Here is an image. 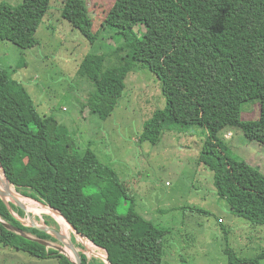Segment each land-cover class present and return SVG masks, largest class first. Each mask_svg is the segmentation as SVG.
I'll use <instances>...</instances> for the list:
<instances>
[{"label":"trees","instance_id":"obj_1","mask_svg":"<svg viewBox=\"0 0 264 264\" xmlns=\"http://www.w3.org/2000/svg\"><path fill=\"white\" fill-rule=\"evenodd\" d=\"M60 1L62 17L92 45L110 33L123 41L111 52L118 65L106 67L110 54L97 52L88 53L80 64L82 76L96 88L88 98L91 113L105 122L123 98L128 75L149 68L161 82L166 107L145 122L140 143L156 145L165 132L182 127L207 128L199 161L214 173L218 195L235 215L264 225V172L232 154L213 131L221 121L264 144V0H115L98 31L86 0ZM51 2L2 3L0 37L24 50L40 45L36 34ZM3 16L10 20L3 24ZM255 101L261 106L259 118L244 120V105ZM74 148L70 129L42 115L27 87L0 67V165L17 192L59 211L107 251L110 264H163L166 231L136 210L116 170ZM72 158L80 164L74 166ZM125 201L130 202L129 212L119 215ZM2 221L47 242L57 241L23 225L0 198V245L74 264L57 250L9 231ZM224 252L230 264L242 262L229 245ZM81 255L84 264H106Z\"/></svg>","mask_w":264,"mask_h":264},{"label":"rangeland","instance_id":"obj_2","mask_svg":"<svg viewBox=\"0 0 264 264\" xmlns=\"http://www.w3.org/2000/svg\"><path fill=\"white\" fill-rule=\"evenodd\" d=\"M22 2L0 0V6L3 3L16 7ZM86 2L94 31H98L115 0ZM62 8V1L52 0L36 34L40 45L34 48L24 50L0 37V67L10 70L13 78L27 87L42 115L53 116L70 129L76 152L86 154V158L90 154L95 162L116 170L136 210L166 231L163 264H230L224 252L227 245L242 260L238 264H264V225H253L235 215L227 200L218 195L214 173L199 161L210 130L182 127L165 132L156 145L140 143L145 122L166 107L161 82L149 68L139 67L128 75L123 98L105 122L91 113L87 103L96 88L87 76H82L80 64L88 53L97 52L110 54L106 67L118 65L119 60L111 52L123 41L110 33L92 45L62 17ZM7 20L10 17H2L3 24ZM139 29L144 30L141 26ZM260 112L259 102L247 103L242 117L255 120ZM213 131L224 139L232 154L264 172V144L248 139L241 129L224 126L221 121L216 122ZM72 159L73 164H80L79 158ZM92 159L89 158L91 165ZM1 186L0 182L4 190ZM10 191L15 192L13 198L25 204L39 225L63 231L64 225L57 216L51 212L36 213V204L18 198L16 188ZM129 209L130 202L125 201L118 214L125 215ZM14 214L29 225L26 214ZM47 220L51 223L47 224ZM66 233L89 259L106 260L104 249L96 246V254L70 228ZM48 243L61 245L59 241ZM0 264H59V260L40 259L0 245Z\"/></svg>","mask_w":264,"mask_h":264},{"label":"water","instance_id":"obj_3","mask_svg":"<svg viewBox=\"0 0 264 264\" xmlns=\"http://www.w3.org/2000/svg\"><path fill=\"white\" fill-rule=\"evenodd\" d=\"M1 169H2V172L5 176V179L6 181L11 184L10 180L8 179V177L6 176L5 174V171L3 170L2 166L0 165ZM12 185V184H11ZM7 191H4L3 189L0 188V198L6 203V205L8 206L9 210L13 213V215L23 224V225H26V222L25 220H23L22 218H19L17 217L15 214H14V210H13V207L12 205L14 206H17L19 209H21L25 214L26 216L28 217L29 219V225L30 227L32 228H35V229H38L39 231L43 232V233H46V234H49L53 237H55L57 239V241L60 242L61 245H50L47 241L45 240H42V239H39L37 237H33L29 234H27L26 232L20 230L19 228L7 223V222H3L4 226L9 230V231H12V232H15L19 235H22L24 237H26L27 239H30V240H34V241H37L43 245H47L48 247L50 248H53L55 250H57L59 253L61 254H64L66 256H68L67 254H65V252L63 251V246H67L70 250H72L73 254H74V258L72 259L71 257H69L73 262L74 264H84L83 263V259H82V255H81V251L76 247V245L74 244V242L72 240H67V237L62 233V231L59 229V228H56V227H51V226H41L38 224V221L36 220V218L34 217L33 214L29 213L27 211V208L25 206V204L20 201L19 199L17 198H13V201H9L7 199ZM41 203V202H40ZM44 206H46L44 203H42ZM51 208V207H50ZM53 209V208H51ZM54 211L60 213L59 211L53 209ZM61 214V213H60ZM62 215V214H61ZM63 216V215H62ZM64 217V216H63ZM65 218V217H64ZM68 222V221H67ZM69 223V222H68ZM69 225L78 233L79 236L81 237H85L83 234L79 233L72 224L69 223ZM107 253V252H106ZM106 264H110L109 260H108V253H107V256H106V260H104Z\"/></svg>","mask_w":264,"mask_h":264},{"label":"bare ground","instance_id":"obj_4","mask_svg":"<svg viewBox=\"0 0 264 264\" xmlns=\"http://www.w3.org/2000/svg\"><path fill=\"white\" fill-rule=\"evenodd\" d=\"M0 181H1V184H2V186L4 188V191H7V193H8L7 199L9 201H13V195L15 194V192L14 191L8 192V191L10 190V188H12V189H15V188H14L13 185L9 184L6 181V179L2 175L1 171H0ZM16 195L20 199L29 200V201H32L34 204H36L38 206V208L35 209V212L36 213H40V212H51L53 216H57L60 219V221L62 222V224L64 225L62 227L63 228L62 233L67 237V240L68 241L69 240H72V236H70V233H66V231L69 230V228H70L71 231H74L76 233V235L78 236L80 242H82L84 245L86 244L90 249H92L93 251H95L96 254H99L96 245L93 242L89 241L87 238L79 236L78 233L69 225V223L67 222V220L60 213L54 211L49 206H44L42 203H40L38 201H35V200L31 199V198H26V197H24L23 195H21L18 192H16ZM42 208H44V211L41 210ZM30 212H32V210ZM68 234H69L70 238L68 237ZM63 251L68 256L70 255L72 259L74 258V254H73L72 250H70L67 246L65 247V249L63 248Z\"/></svg>","mask_w":264,"mask_h":264},{"label":"crops","instance_id":"obj_5","mask_svg":"<svg viewBox=\"0 0 264 264\" xmlns=\"http://www.w3.org/2000/svg\"><path fill=\"white\" fill-rule=\"evenodd\" d=\"M6 248H11V247H6ZM11 249H13V250H17V249H15V248H11ZM107 252V251H106Z\"/></svg>","mask_w":264,"mask_h":264}]
</instances>
